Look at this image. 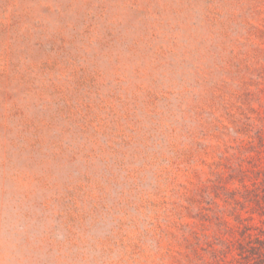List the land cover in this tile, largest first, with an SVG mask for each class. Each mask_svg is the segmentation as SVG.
<instances>
[{
  "label": "rangeland",
  "instance_id": "374dc122",
  "mask_svg": "<svg viewBox=\"0 0 264 264\" xmlns=\"http://www.w3.org/2000/svg\"><path fill=\"white\" fill-rule=\"evenodd\" d=\"M248 259L264 0H0V264Z\"/></svg>",
  "mask_w": 264,
  "mask_h": 264
},
{
  "label": "trees",
  "instance_id": "16d2710c",
  "mask_svg": "<svg viewBox=\"0 0 264 264\" xmlns=\"http://www.w3.org/2000/svg\"><path fill=\"white\" fill-rule=\"evenodd\" d=\"M261 244H263V243H261ZM248 261H249L250 264H252V263H251V260L248 259Z\"/></svg>",
  "mask_w": 264,
  "mask_h": 264
}]
</instances>
